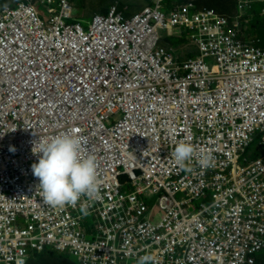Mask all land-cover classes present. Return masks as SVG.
Segmentation results:
<instances>
[{"label": "clouds", "instance_id": "9594fccd", "mask_svg": "<svg viewBox=\"0 0 264 264\" xmlns=\"http://www.w3.org/2000/svg\"><path fill=\"white\" fill-rule=\"evenodd\" d=\"M38 3L45 11L37 8ZM17 9L23 11L10 28L19 46L10 48L8 37L6 43L0 40V234L9 235L15 227L31 230L17 210L13 197L16 189L57 208L75 207L85 199L98 200L101 177L97 162L103 163L110 177L119 182L124 205L130 206L129 196H136L147 206V219L159 226L154 238L133 240L130 255L116 256L110 247L88 256L79 249L98 243L101 220L93 211L79 206L74 215L81 216L80 223L76 228L69 227L79 235L65 239L52 227L50 234L43 236L48 239L53 232L56 239L44 242L41 248L29 245L24 264L46 252L58 261L63 257L74 259L75 264H183L178 260L188 261L193 245L201 264H256V257L264 251V129H256L246 143L237 139L239 155L225 163L218 154L198 151L186 142L182 127L171 130L167 121L160 122L158 126L164 131L161 141L140 148L141 156L152 152L144 160L151 177L146 180L137 167L139 162H130V156L119 161L102 143V137L120 119L137 116L131 105L143 92L144 76L130 75L131 70L121 63L118 56L125 58L124 46L92 45L87 49L89 43L70 37L74 27L88 33L94 22L111 43L117 34L120 39L127 37L140 19H145L152 28L154 47L165 50L171 57L169 66L179 76L187 77V83L198 81L205 88L212 75H221L218 55L207 48L219 44L220 54H229L228 46L236 50L232 77L259 84L264 77V0H236L222 10L201 6L196 0H149L130 16L115 1L105 13L89 15L87 26L74 15L72 0H12L0 6V13ZM172 37L183 40L180 53L169 41ZM190 45L197 46L199 55L189 56L185 47ZM48 57L56 59L51 67L56 65L58 69L63 63L64 69L72 65L78 73L87 71L82 57L93 59V88L63 71L61 84L69 87L66 90L54 89L42 99L3 95L16 80L11 70L22 73L25 67L33 68ZM193 67H197V74H193ZM72 87L81 91L79 97ZM207 111L220 121L216 107ZM216 128L213 123L212 131ZM82 132L88 133V144H83ZM199 167L209 169L205 184L177 174L182 169L192 177ZM223 198L227 209L216 204ZM171 204L180 208L179 221L174 224L167 219V206ZM33 235L42 234L36 229Z\"/></svg>", "mask_w": 264, "mask_h": 264}, {"label": "built area", "instance_id": "2783aa9c", "mask_svg": "<svg viewBox=\"0 0 264 264\" xmlns=\"http://www.w3.org/2000/svg\"><path fill=\"white\" fill-rule=\"evenodd\" d=\"M22 11L5 10L0 13V40L6 43L8 37L9 47L12 49L19 46V43L14 30L10 27L17 21ZM173 21L177 22V19L173 18ZM151 31L152 28L145 19H140L138 26L127 37L120 39L117 34L110 43L106 42L109 40L106 33L100 31L99 26L94 22L88 33L82 31L79 26L73 28L70 39L89 43L86 45L87 49L92 45L95 48L102 46L108 48L111 44L115 49L124 46L125 58L121 59L118 56L119 60L125 68L131 70L130 75L134 77L143 75L145 78L143 92L131 105L135 108L137 116L120 119L109 134L102 137V143L115 152L112 157L119 161L127 160V156H130V162H139L137 167L143 170L142 177L146 180L151 177L149 169L144 166V160L152 152L141 156L140 148L145 144L161 141L164 131L158 126L160 122L167 121L171 130L182 127L184 140L195 145L198 151L205 149L211 154H218L225 163L234 161L241 149L236 145V140L246 143L256 129H264V77L259 84H253L249 79L240 80L232 77L235 48L228 46L226 48L229 54H220L217 52L220 48L219 44H210L207 48L211 50L210 53L218 55L221 75L219 73L217 76L212 75L205 88L198 81L190 80L187 83V77H181L177 71L171 69L169 66L171 57L166 55L165 50L154 47ZM201 41L204 42L203 39ZM82 60L84 68L87 69L83 73H78L72 65L64 69L63 63L58 69L56 65L51 67V64L56 62L53 57H48L33 68L25 67L22 73L13 69L11 72L16 80L3 91V95L7 98L21 99L32 96L42 99L47 92L54 89L66 90L69 87L61 84L63 71L74 78L85 80L86 85L93 88L95 84L91 68L93 59L82 57ZM192 71L193 74H197V67H193ZM182 86L184 90H181ZM71 90L79 97L81 91L78 87H72ZM212 107L217 108L220 121L207 111ZM213 123L217 128L212 131ZM100 128L103 130L104 125L101 124ZM81 137L85 140L83 144L89 143L87 132H82ZM97 164L101 180H99L100 197L95 201L85 199L75 207L57 208L43 204L34 194L26 196L19 189L14 191L17 210L30 223L31 230L10 227L9 235L0 234V262L24 264L29 245L32 248H41L44 242L51 243L56 239V234L53 232L48 239L43 236L49 235L52 227L65 239L79 235V232L69 231L70 226L76 228L80 223L81 216L74 215V212L79 210V206L93 211L101 220L98 226L100 235L97 238L98 243L82 245L79 249L82 254L95 255L98 249L105 251L111 247L116 256L124 253L130 255L129 246L133 240L145 242L158 234L159 226L154 225L146 217V204L138 201L136 196H129L132 204L125 206L123 203L125 195L121 193L119 182L110 177L103 163L97 162ZM177 174H183V177L190 182L199 181L205 184L209 169L199 167L192 177L182 169H179ZM216 204L227 209L225 198L217 199ZM167 209V219L171 220L172 224L177 223L180 216L179 205L171 204ZM233 213L237 211L234 210ZM36 229L40 230L42 235H33ZM189 249L188 261L201 264L196 245ZM178 261L189 264L187 260ZM169 264L173 262L170 261Z\"/></svg>", "mask_w": 264, "mask_h": 264}, {"label": "rangeland", "instance_id": "374dc122", "mask_svg": "<svg viewBox=\"0 0 264 264\" xmlns=\"http://www.w3.org/2000/svg\"><path fill=\"white\" fill-rule=\"evenodd\" d=\"M87 0H72L73 3V13L74 15L80 20L85 26H87L88 22L91 20V16L88 15L89 9L91 5L86 2ZM37 8L41 11H45V7L38 3ZM169 41L173 43L175 46L173 47L174 50L179 51V48L182 46V39L179 38H169ZM186 52L189 54V56H197L199 55V50L197 49V46L190 45L188 47H185ZM185 50L183 49V54L185 53ZM197 205L200 204V200L195 201ZM53 258H57L56 256H51ZM75 261L74 259H72Z\"/></svg>", "mask_w": 264, "mask_h": 264}, {"label": "trees", "instance_id": "16d2710c", "mask_svg": "<svg viewBox=\"0 0 264 264\" xmlns=\"http://www.w3.org/2000/svg\"><path fill=\"white\" fill-rule=\"evenodd\" d=\"M11 1L12 0H0V6L4 5L5 2L11 3ZM196 2L201 6H210L222 10L227 7V4L229 6V3L234 4L236 0H196ZM28 264H75V262L68 257H63L58 261L51 257L50 253L46 252L37 260H31ZM256 264H264V251L256 257Z\"/></svg>", "mask_w": 264, "mask_h": 264}, {"label": "crops", "instance_id": "0c3cea01", "mask_svg": "<svg viewBox=\"0 0 264 264\" xmlns=\"http://www.w3.org/2000/svg\"><path fill=\"white\" fill-rule=\"evenodd\" d=\"M118 1L119 8L124 11L127 16L141 10L149 3V0H87L86 2L91 5L88 15L95 12L105 13L110 4Z\"/></svg>", "mask_w": 264, "mask_h": 264}]
</instances>
